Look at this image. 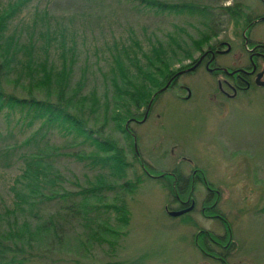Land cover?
Segmentation results:
<instances>
[{
    "label": "rangeland",
    "instance_id": "374dc122",
    "mask_svg": "<svg viewBox=\"0 0 264 264\" xmlns=\"http://www.w3.org/2000/svg\"><path fill=\"white\" fill-rule=\"evenodd\" d=\"M163 1L196 3L201 9L195 14L156 13L138 9L134 7L136 2L128 0H31L10 24V29L29 21L35 9L46 7L52 16V28L59 22L67 26L66 33L74 35L71 85L82 82L83 94L96 91L101 101L106 98L103 102L110 101L112 96L109 69L117 54L115 45L131 47L139 57L133 41L140 45V51L161 45L171 58L170 69L178 71L198 57L199 51L191 40L203 35L208 38L200 48L216 47L222 42L230 44L232 51L216 59L218 64L229 67L248 63V52L239 51L244 47V31L250 39L264 42V20L256 18L250 28L246 27L249 19L264 13V0ZM229 6H238V15L226 13L224 9ZM21 37L25 40V35ZM185 51H189V55ZM129 55L134 54L129 52ZM260 62L264 66V61ZM60 63L59 60L58 67ZM219 78L223 76L212 75L203 67L183 73L176 86L157 96L144 121L133 122L130 117L126 118L123 125L127 122L134 133L131 140L116 127L110 110L104 123L99 118L100 121L95 122L97 116L89 114V126L99 129L100 137L115 140L132 164L125 178L107 177L115 186L102 194V201L91 199L90 202L94 206L104 202L124 204L130 220L122 225L115 220V212H109L110 226L119 232L116 236L102 234L114 241L110 246L89 238L88 229L81 221L68 216L62 232L47 235L42 242L34 244L33 253L25 264H222L206 245L204 252L201 250L195 236L200 231H209L222 237L229 230L231 243L223 248L211 244L217 247L215 250L226 253V264H264V87L228 99L218 88ZM103 108L97 112L98 116L104 113ZM137 113L142 116L144 108ZM6 127L0 117L1 142L11 144L28 133L23 134L24 128L14 122ZM45 139L47 146L58 149L59 155L53 156L52 164L64 178L62 185L68 191L77 190L76 183L88 186L87 180L103 172L99 166L73 155L93 149L85 142L80 143L81 138L75 139L79 145L73 137L55 132ZM134 145L149 173L134 159ZM18 165V162L10 167L0 165V213L4 210L2 205L12 200V188L21 187V183L16 184L14 180L20 171ZM192 169L201 170L208 186L196 180V207L173 216L169 211L178 208L169 189L177 179L172 173L184 178ZM159 172H168L171 176L163 177ZM138 177L141 180L135 184ZM126 183H129L126 188L131 187V190L125 188ZM208 194L211 198L204 201ZM181 197L185 198V194ZM212 202L217 214L228 222L227 230L220 219L207 217L209 213L203 215L201 204ZM40 206L32 212L25 211L18 218L35 223L41 218L47 219L58 209L53 201ZM97 215L105 218L103 207ZM2 217L1 227L6 225L7 219L13 218L5 214ZM205 241L207 239L201 236L197 243L203 245ZM212 246L208 247L213 249Z\"/></svg>",
    "mask_w": 264,
    "mask_h": 264
},
{
    "label": "trees",
    "instance_id": "16d2710c",
    "mask_svg": "<svg viewBox=\"0 0 264 264\" xmlns=\"http://www.w3.org/2000/svg\"><path fill=\"white\" fill-rule=\"evenodd\" d=\"M30 1L0 0V117H3L7 127L14 122V125L19 124L24 128L23 134L28 132L23 138L11 144L0 141V165L10 167L18 162L20 171L14 180L16 184L21 183V187L17 188L15 185L12 188L14 191L12 200L2 205L4 210L0 213V222L3 214L9 217L12 215L13 218L7 219L5 226H0V264H25L33 253L34 244L42 242L47 235L62 232L68 216L81 221L82 226L88 229L89 238L100 243L107 242L110 246L114 245V241L102 235L106 233L112 236L119 235V232L110 226L109 212L114 211L115 220L127 225L130 220L128 209L124 204L104 202L94 206L90 201L91 199L102 201V194L115 186L114 183L108 182L107 177L125 178L128 167L132 164L127 160L125 150L118 146L115 140L100 137L99 129L89 126L88 116L89 114L97 116L94 121L103 119L100 122L104 123L107 121L106 113L110 110L116 127L131 140V134L126 127L127 122L123 125L126 118H142L143 115H138L137 111L140 108H144L145 111L149 105L151 109L160 94L157 91L176 72L170 69L171 58L161 45L152 46L150 51H140V45L133 41L140 52V57L131 47L123 45L117 48L115 45L114 51H117V54L113 56L114 64L109 69L112 86L110 101L103 102L106 98L101 101L96 91L83 94L82 82L71 85L70 81L74 62V35L68 31L66 33L67 26L56 21L54 22L57 25L52 28L50 24L52 16L46 7L35 9L29 21H23L10 29V24L23 13ZM128 1L136 2L134 7L138 9H148L156 13L173 11L195 14L201 9L196 3L191 2ZM239 10L238 6L224 9L230 16L238 15ZM22 35H25V40H22ZM207 38L203 35L197 40L192 39L193 47L199 49ZM129 52L134 55L130 56ZM185 52L189 55V51ZM59 60L61 63L58 67ZM102 108L104 113L100 114V117L97 112ZM36 123L38 124L36 128L29 131ZM53 132L73 137L75 142L81 138L80 143L85 142L93 147L88 153L73 154L78 160H87L90 164L103 169V172L99 171L93 180H87L88 186L81 187L76 183L77 190L68 191L62 185L64 178L52 164L53 156L59 155L58 149L46 145L48 138H45ZM135 150L134 146V159L140 161L144 171L149 173ZM197 172L201 174L198 182L201 181L208 186L201 170L197 169ZM162 173L164 177L171 176L168 172H159ZM140 180V177L136 178L135 184ZM176 182L177 184L169 188L172 197L175 194L186 196L189 193V184L185 189L179 190L180 180ZM127 184L129 183L125 184V188ZM195 186L196 183L194 190ZM130 188L126 189L131 190ZM46 201H53L58 207L47 219L39 216L40 221L34 223L27 218L21 220L18 218V215L25 211L32 212V209L41 207L40 205ZM100 207L104 208L103 219L97 215ZM91 213L94 215L91 216ZM217 213L216 208L212 207L211 210L206 208L203 215L220 219L227 230L228 222ZM201 236L207 239L203 245L197 243ZM195 237L196 244L203 252L204 245L209 251L215 252L208 246L214 243L217 245L231 243L230 230L222 237H217L209 231H200ZM216 255L221 256L223 264L227 263L225 253Z\"/></svg>",
    "mask_w": 264,
    "mask_h": 264
},
{
    "label": "flooded vegetation",
    "instance_id": "af4514ba",
    "mask_svg": "<svg viewBox=\"0 0 264 264\" xmlns=\"http://www.w3.org/2000/svg\"><path fill=\"white\" fill-rule=\"evenodd\" d=\"M262 16V17H261ZM264 17V13L263 14H258L257 16H255L252 19H249L247 22L246 27L250 28L254 22L255 19L258 18L259 20H263ZM243 40H244V47L241 48L239 51H247L248 52V63L247 65H243V66H233V67H229V66H222L220 64L217 63V56L220 54H226L229 53L230 51H232L231 46L229 43L227 42H222L219 45H217L216 47H207V48H199L197 49V51H199V55L196 58H193L191 60V62H189V64H187L186 66L180 68L178 71H176L167 81V83L164 86H167L165 90H167L168 88H173L174 86H176V84H178V78L186 72H193L196 71L197 69L203 67L208 73L212 74V75H222L223 78H219L217 80V84H218V88L220 89L221 93L228 99H232L235 98L237 94L239 93H248V91L250 90H255V88L258 87H264V85H260L259 82L264 81V66L261 64L260 61H264V42H258V41H254L252 39H250L246 33V31L243 32ZM193 65H196L194 68H191ZM190 69V70H187ZM225 69L227 71H225ZM183 71V72H182ZM179 72H181L179 74ZM230 72H233L232 74H229ZM259 72H262L261 77L259 78V80H256L257 74ZM162 88V87H161ZM226 89V90H225ZM228 90L231 91V93H229ZM164 90V91H165ZM162 93V91H160V94ZM150 105L148 106V108L144 111L143 113V117L146 115V118L149 114L150 111ZM142 117V118H143ZM142 118H137V117H132L130 118V120H132L133 122H140L142 120ZM145 118V119H146ZM129 124V123H128ZM128 132L131 134V136L134 134L130 127L128 125H126ZM136 154L137 157L140 159V156L138 155L137 150ZM173 178H177L176 180H180V184L178 186L179 190H183L185 189L188 184H189V193L185 196V198H182L181 196H179L178 194H175L173 197V202L175 201L177 203V208L178 209H185L188 207H192L190 210H193L196 207V199H195V190H194V184L196 183V180L200 179V173L197 172V169H192L190 171V173L186 174V176L183 178L182 176H180L179 174H174ZM164 177V174H160ZM180 176V178H179ZM194 182V184H193ZM177 184V182L175 183ZM211 198V196H209V194L207 195V197L204 199L205 200H209ZM203 201V202H204ZM202 206V211L205 212L206 208L208 210H211L212 207H214V203H210L208 205L205 204H201ZM171 210H174L173 208H171ZM215 244V243H214ZM213 244V245H214ZM217 245V244H215ZM219 246V248H223V245H217ZM212 250H214L215 252L211 253L216 255L220 254L221 252H219L217 249V247H213L212 246ZM224 255V254H223ZM226 255V253H225ZM217 258L220 260V262L223 264V259L221 258L220 255H216Z\"/></svg>",
    "mask_w": 264,
    "mask_h": 264
},
{
    "label": "water",
    "instance_id": "95a60500",
    "mask_svg": "<svg viewBox=\"0 0 264 264\" xmlns=\"http://www.w3.org/2000/svg\"><path fill=\"white\" fill-rule=\"evenodd\" d=\"M263 20H264V17H263ZM195 66H196V65H193L191 68H194ZM187 70H190V69H187ZM225 71H227V70L225 69ZM182 72H183V71H182ZM232 73H233V72H230L229 74H232ZM261 75H262V72H259V73L257 74V77H256V80H257V81L259 80V78L261 77ZM259 84H260V85H264V81L259 82ZM166 87H167V86H163L161 89H159L158 92L165 90ZM145 118H146V115L142 118L141 121H144ZM135 146H136V145H135ZM191 208H192V207H188V208L180 209V210H172V211H169V213H170L171 215H173V216H177V215H180V214H183V213L189 211Z\"/></svg>",
    "mask_w": 264,
    "mask_h": 264
}]
</instances>
